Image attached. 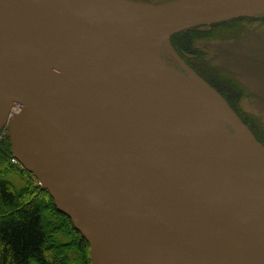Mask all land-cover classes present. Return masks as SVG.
I'll return each mask as SVG.
<instances>
[{
	"label": "water",
	"instance_id": "95a60500",
	"mask_svg": "<svg viewBox=\"0 0 264 264\" xmlns=\"http://www.w3.org/2000/svg\"><path fill=\"white\" fill-rule=\"evenodd\" d=\"M259 14L264 0H0V129L90 264H264V144L158 54Z\"/></svg>",
	"mask_w": 264,
	"mask_h": 264
},
{
	"label": "trees",
	"instance_id": "16d2710c",
	"mask_svg": "<svg viewBox=\"0 0 264 264\" xmlns=\"http://www.w3.org/2000/svg\"><path fill=\"white\" fill-rule=\"evenodd\" d=\"M201 37L197 30H182L173 34L170 41L178 51L191 53L195 41ZM217 75L226 87L222 89L215 84L222 96L264 144L257 124L236 108L235 82L221 70ZM12 158L9 138L3 134L0 137V264H90V247L85 237L56 208L48 190Z\"/></svg>",
	"mask_w": 264,
	"mask_h": 264
},
{
	"label": "rangeland",
	"instance_id": "374dc122",
	"mask_svg": "<svg viewBox=\"0 0 264 264\" xmlns=\"http://www.w3.org/2000/svg\"><path fill=\"white\" fill-rule=\"evenodd\" d=\"M232 26V22L222 23L217 36L211 39L202 36L196 44L203 42V46L210 50L207 67L220 64L226 71L225 76L239 78L245 85L244 110L264 118V29L256 30L245 22V27L239 31L224 30ZM3 134L1 131L0 137Z\"/></svg>",
	"mask_w": 264,
	"mask_h": 264
},
{
	"label": "flooded vegetation",
	"instance_id": "af4514ba",
	"mask_svg": "<svg viewBox=\"0 0 264 264\" xmlns=\"http://www.w3.org/2000/svg\"><path fill=\"white\" fill-rule=\"evenodd\" d=\"M142 1H156V0H142ZM225 22H232L233 26L231 28H225L224 30H238L239 31L245 27V22L250 24L256 30H263L264 29V14H259V15H255V16L238 17V18H233V19L224 20V21L215 22V23H210V24H202V25L190 27L189 29H186V30L187 31L197 30V32L199 34H202V36H205V39H211V38H214V36L218 35V33L220 32L219 27L221 26L222 23H225ZM211 28H213V29H211ZM205 41H207V40H205ZM196 43H198V42L195 41V43H194L195 46L193 45V48H191V50H192L191 53L186 52L189 55H185L184 52H182V50L178 51V49L175 46H173L172 44H170L171 50H168L167 44H162L159 47L160 55L167 64L174 65L176 68L183 71L179 62L172 55V49H173L176 53H178L184 59V62L188 66H190L192 69H194L200 76H202L207 82H209L213 87H215L217 89V91L220 92L219 88L215 84L219 85V87L222 89H226V87L224 86V82L221 81L217 75L218 70H221L223 72V75H224V72H226V71L221 69L222 65H220V64H217L216 67H207L206 66L207 61H209L207 57H211V54L209 53L210 50L206 46L205 47L203 46V42H200L199 45H197ZM203 68H205L204 69L205 72L202 70ZM199 69L201 70V72H199ZM225 77L230 78L227 76H225ZM230 79L233 82H235L236 108L238 110H240L243 115H247L249 118H251L257 124V126H258L257 131L260 134H262V136L264 137V118L260 117L259 115H257L254 112H248V110H244V108H243L244 107L243 101H245V91H244L245 85L240 81L239 78H236V79L230 78ZM225 81L228 82L227 80H225ZM254 134H255V132H254ZM255 135H256V137H258L257 134H255ZM258 138H261V137H258Z\"/></svg>",
	"mask_w": 264,
	"mask_h": 264
}]
</instances>
